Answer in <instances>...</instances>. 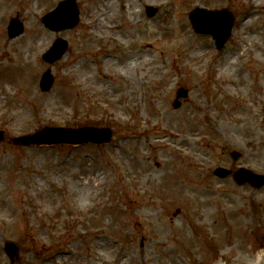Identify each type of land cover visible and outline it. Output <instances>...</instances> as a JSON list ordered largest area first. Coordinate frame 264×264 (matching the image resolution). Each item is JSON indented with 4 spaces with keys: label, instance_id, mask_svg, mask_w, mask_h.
<instances>
[{
    "label": "rangeland",
    "instance_id": "374dc122",
    "mask_svg": "<svg viewBox=\"0 0 264 264\" xmlns=\"http://www.w3.org/2000/svg\"><path fill=\"white\" fill-rule=\"evenodd\" d=\"M60 1L38 8L35 0H7L0 12V83L8 79L12 88H0V264H252L264 250V186H240L214 171L264 175V0L256 7L251 0H114L131 3L136 14L100 31L91 6L102 0H77L79 25L55 32L42 18ZM196 7L232 14L221 51L194 31ZM250 9L244 31L239 23ZM16 19L24 34L10 39ZM130 30L138 33L126 42ZM250 33L258 34L255 43L245 42ZM57 38L69 49L50 64L42 57ZM30 41L27 57L20 48ZM145 50L151 66L137 76L113 74L109 60ZM47 70L55 82L43 92ZM180 88L189 94L176 109ZM47 126L108 127L114 137L80 147L13 143ZM85 177L98 185L84 191ZM182 184L211 192L195 195ZM8 243L18 248L13 260Z\"/></svg>",
    "mask_w": 264,
    "mask_h": 264
},
{
    "label": "water",
    "instance_id": "95a60500",
    "mask_svg": "<svg viewBox=\"0 0 264 264\" xmlns=\"http://www.w3.org/2000/svg\"><path fill=\"white\" fill-rule=\"evenodd\" d=\"M157 9L150 7L148 14L153 16ZM190 19L198 33L211 34L217 42V46L221 49L231 35L233 19L228 12H209L204 9L197 8L191 13ZM46 27L49 29L60 31L73 28L79 22V10L75 0H67L62 2L57 9L48 14L44 19ZM23 32V25L18 21H12L9 27L10 37L14 38ZM67 42L57 40L53 47L47 52L44 58L49 62H55L60 59L67 50ZM54 82L50 72L44 74L41 87L43 90H50ZM188 92L184 89L179 90L175 101V108L181 106L179 99L186 97ZM4 138V133L0 132V140ZM112 139V131L105 128L85 127L79 129L69 128H45L33 135L22 136L16 138L14 142L22 145H42V144H84V143H108ZM234 159L240 158L239 152H233ZM215 174L221 178H226L232 174L231 170L218 168ZM234 178L239 185L250 183L256 188L264 186V176L257 175L250 170L241 168L234 173ZM6 250L10 257L14 259L18 253V248L12 244H6Z\"/></svg>",
    "mask_w": 264,
    "mask_h": 264
},
{
    "label": "bare ground",
    "instance_id": "6f19581e",
    "mask_svg": "<svg viewBox=\"0 0 264 264\" xmlns=\"http://www.w3.org/2000/svg\"><path fill=\"white\" fill-rule=\"evenodd\" d=\"M1 1L2 2H0V12L7 9V7L10 5V2L7 3V0H1ZM45 1H50V0H35L36 7L40 8V7L44 6L46 4ZM260 1H262V0H251L252 4H254V7H256ZM91 8H93V12H92L93 18L91 20V23L93 24L92 28L94 31H100V30H103L106 26H111V24L115 20L121 19L123 15L127 18H131L136 14V11L133 10L134 8L132 7V4L129 2L126 3L124 6L123 5L120 6L114 0H102L101 3L98 5V7L95 8V6H91ZM254 10L255 9H250L249 11H247V14L243 16V18L241 19V21L239 23V27L241 28L243 26L244 31H246V27L248 24L247 22L251 21L250 18H248L249 17L248 14L250 15L252 12H254ZM161 25H162V23H161ZM137 33H138L137 30L124 31V36H126L125 41L127 42L128 39L134 38L137 35ZM185 36L187 38V35H185ZM37 37L39 39L41 38L38 35H37ZM48 38H46V40ZM244 38H245V42L255 43V41H257L259 39V36L256 33H250L248 35V37L246 36ZM245 42H243V43H245ZM147 46H148L149 50L152 48L151 44H149ZM33 48H34L33 42L30 41L28 43V45H26V46L22 45L21 46L20 52L25 51V55L27 57H30ZM147 50H145L143 52L142 51H132V52L128 53L123 58H118V59H115L114 61L109 60L108 63H109V65H111V69H112L113 74L117 75L120 72H123L124 74L129 75V76H133V75L137 76L138 71L140 74V70L142 69L141 66H143V65L144 66H149V65L151 66L152 62H153L152 59H148L143 54V53H146ZM148 53L149 52H147L146 55ZM239 56H241V55H239ZM81 66H82V64H78L76 66L77 67L76 70L79 71L80 76H82V74L85 72L84 68L82 71ZM231 66H233V65H229L226 68L220 69V73L221 74L227 73L228 69L231 68ZM86 73H88V70H86ZM148 74H150V73H146V72L142 73L141 74L142 79L146 78ZM110 77H111L110 75H105L102 77L103 78L102 81L103 82L111 81L112 77H111V79H110ZM9 82L10 81H8V79H6L5 82H1L0 88L2 86H4V87H6L7 90H10L11 84ZM11 90H12V88H11ZM263 94H264V91H263ZM53 101H55V99L50 100L48 103H51ZM185 142H188V141L185 139ZM141 172L144 173V176L146 178L151 177V176H148L147 172H145V170L143 168H141ZM88 177H90V176H88ZM79 181H80L79 186L82 187V189L84 191H85V189H87V187L92 188V185H95V186L98 185L96 180H92V178L87 179L85 177L83 179H80ZM86 181H87V183H85ZM178 187L180 189L186 190V192H189V193H192L195 195H197V194L201 195L204 192H211V190H208V189H211L209 187H207L204 190V192H202L200 190V188H198V187H196L197 188L196 190H193L194 186H189V185L184 186V184L178 185ZM226 200H228V199H226ZM207 212H209V210H207ZM207 214H209V213H207ZM8 216L13 217V213L10 212ZM158 230H159V232L164 233L163 231L165 230V228H164V226H159ZM102 234H103V232H99V233H95L94 235H96V237H99ZM102 246H104V245L102 244ZM257 254L259 255L258 258H256L255 260H252L251 263L252 264L253 263L254 264H264V250L263 249L259 250V252ZM102 257H103L102 254L95 256V258H97L99 260H103ZM172 261H174V260H172ZM234 264H244V259L238 258V259H236V263H234Z\"/></svg>",
    "mask_w": 264,
    "mask_h": 264
}]
</instances>
